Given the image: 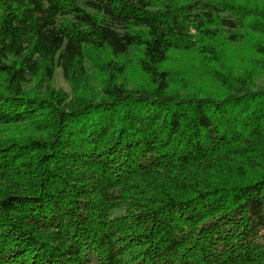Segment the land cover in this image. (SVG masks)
Wrapping results in <instances>:
<instances>
[{"label":"trees","instance_id":"16d2710c","mask_svg":"<svg viewBox=\"0 0 264 264\" xmlns=\"http://www.w3.org/2000/svg\"><path fill=\"white\" fill-rule=\"evenodd\" d=\"M0 264H264V0H0Z\"/></svg>","mask_w":264,"mask_h":264},{"label":"rangeland","instance_id":"374dc122","mask_svg":"<svg viewBox=\"0 0 264 264\" xmlns=\"http://www.w3.org/2000/svg\"><path fill=\"white\" fill-rule=\"evenodd\" d=\"M237 49H235V50H237ZM242 54L243 53H239L238 51H232V50H228V52H227V55L230 58H235V59H237ZM190 59L191 58L189 56L181 57V62H180L181 66L180 67L183 66L186 69H190V70L194 69V65H193L194 63L192 61H190ZM192 72H193V70H192ZM198 75H199V73H197L196 75H193V76H186V77L188 79L197 81V82H195V83H197V85H200V81H201V82H203V84H206L212 88L215 86L213 83L207 81V77H205V76L201 77ZM138 76L139 75L137 73H135V70L130 73L129 77L131 78L132 83L138 81ZM261 83H263V82H261ZM54 87L71 94L70 87H69L68 83L63 79L61 71H57V73H56L55 80H54ZM200 88L204 89L205 87H200Z\"/></svg>","mask_w":264,"mask_h":264}]
</instances>
